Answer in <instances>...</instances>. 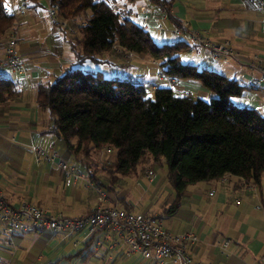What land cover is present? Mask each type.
<instances>
[{"label":"crops","instance_id":"obj_1","mask_svg":"<svg viewBox=\"0 0 264 264\" xmlns=\"http://www.w3.org/2000/svg\"><path fill=\"white\" fill-rule=\"evenodd\" d=\"M15 1L11 0L12 5H6L13 13ZM38 7L50 10V1L41 0ZM38 7H31L24 0V5L20 3L17 9L22 14L17 24L19 51L24 55L31 77L25 78L11 68L0 69V74L9 77L22 92L18 99L6 106L0 105V194L14 205L29 201L41 205L50 213L82 216L98 205V182L102 184L99 187H106V191H115V197L107 193V205L118 203L136 213L152 216L164 213V225L174 234L195 233L199 240L189 245V251L196 261L204 264H264V187L257 188L234 175L200 181L189 185L179 207L171 210L175 190L166 175L157 173L156 167H153L156 172L153 178L147 175L150 166L141 172L150 186L143 184L139 172L134 174V187L142 185L146 192L152 188L153 198L159 199L141 203L136 198V194L141 196V192H145L140 190L141 187L135 188L136 192L133 187L124 185L125 181H121L120 177L107 181L103 175L104 172L112 175L106 166L114 158L110 161L108 157L102 158L100 150L93 152L90 162L76 160L65 153L59 138L52 132L53 117L37 106L36 94L39 84L61 75L62 70L75 60L70 42L74 34L69 35L66 28L56 24L47 25L38 16ZM122 7L130 12L131 18L150 29L154 38L161 43L179 39L195 43L193 31L217 43L229 41L240 52V58L224 60V63L214 62L213 70L247 84L250 88L234 102L264 114V88L253 84L260 71L248 66V61L257 57L264 67L263 9H258L249 0H175L173 18H162L156 22L159 8L149 0H135L132 5ZM144 7L147 11L143 10ZM182 24H186L188 29L176 37L174 31ZM24 25L26 27L23 28ZM159 25L164 29L160 30ZM4 48L3 38L0 41V57L4 54ZM198 48L199 53H195L194 49L189 55L192 56L190 62L207 66L205 58L209 57L205 50ZM115 55L125 58L118 52ZM135 57L143 61L148 59L157 65L150 58ZM99 63L94 68L100 69ZM116 65L120 66L115 67L121 71L127 69L122 60ZM141 66L137 64V69ZM126 74L142 77L139 73ZM158 79L163 82L168 79L161 69ZM175 84L180 94H206L201 84L194 80H180ZM152 85L161 86L158 81ZM34 145L47 151H57L69 166L87 175L92 172L96 179L88 175L89 180L77 179L67 185L66 175L57 164H36L31 148ZM100 163L102 168L99 167ZM101 236V232L90 238H86L85 233L65 236L49 231L31 232L15 236L11 245H5L15 246L18 250L23 248L26 253L23 262L27 264L152 263L139 253L123 256L124 247L98 246L96 241ZM1 238L0 231V244ZM26 239L29 241L25 243ZM226 240L230 241L229 244L222 247ZM160 263L173 264L170 261Z\"/></svg>","mask_w":264,"mask_h":264},{"label":"trees","instance_id":"obj_2","mask_svg":"<svg viewBox=\"0 0 264 264\" xmlns=\"http://www.w3.org/2000/svg\"><path fill=\"white\" fill-rule=\"evenodd\" d=\"M25 1L36 8L41 0ZM49 1L51 6H59L61 20L91 12L77 27L80 38L70 40L75 60L54 81L37 88V106L53 117L52 132L65 153L83 161L92 158L94 151L111 148L115 157L106 169L112 181L137 173L142 164L156 167L165 159L166 177L175 190L171 210L179 207L188 186L200 181L234 175L257 188L264 187V114L234 102L250 88L247 84L196 63H184L181 55L199 47L196 42L179 39L161 43L115 3ZM125 1L130 4L135 0ZM149 1L161 13L175 0ZM6 10L0 0V41L17 27L15 14ZM118 50L152 59L171 83L199 82L213 94L212 99L176 93L168 85H152L151 94L138 76L108 78L94 68L100 54ZM21 93L9 77L0 74V105L6 106ZM88 175L96 179L92 172ZM100 185L97 182V187Z\"/></svg>","mask_w":264,"mask_h":264},{"label":"built area","instance_id":"obj_3","mask_svg":"<svg viewBox=\"0 0 264 264\" xmlns=\"http://www.w3.org/2000/svg\"><path fill=\"white\" fill-rule=\"evenodd\" d=\"M249 1L258 9L264 10V0ZM58 10L59 6L54 5L50 7L49 12L54 24L62 26L58 18ZM171 10L172 8L169 6L162 8L161 13L155 17L156 22L162 18H168ZM6 11L11 13L8 9ZM158 28L164 29L162 25H159ZM186 29H188L187 25L182 24L180 28L174 31V35L178 37ZM193 38L199 47L206 51L210 59L231 60L240 58V52L229 41L217 43L197 31L193 33ZM4 42L5 48L3 56L0 57V69L11 68L23 74L25 78H30L31 72L25 65L24 55L19 51L18 29L13 28L8 31L5 34ZM248 66L260 71V76L253 84L264 88L262 60L257 57L254 60L250 59ZM183 94L189 95L188 93ZM31 148L35 154L36 164L38 166H42L44 163L57 164L66 175L67 185H71L77 179L89 180L86 173L69 166L57 151H47L35 145ZM107 152H112L111 148H107ZM147 175L153 178L156 176V172L147 170ZM96 191L98 205L82 216L53 214L47 212L40 205L28 201L14 205L0 194L1 243L11 245L15 236L31 232L49 231L54 235L63 234L65 236L85 233L86 238L101 232L102 236L97 239V245H108L111 248L124 247L122 255L125 257L139 253L152 263L170 261L173 264H204L194 260L189 251V245L196 244L199 240L195 233L174 234L164 225V213L159 216H152L136 213L118 203L107 205V191L102 187H97ZM229 242L226 240L222 247H226Z\"/></svg>","mask_w":264,"mask_h":264},{"label":"rangeland","instance_id":"obj_4","mask_svg":"<svg viewBox=\"0 0 264 264\" xmlns=\"http://www.w3.org/2000/svg\"><path fill=\"white\" fill-rule=\"evenodd\" d=\"M105 1H107L109 3H113V4L115 3L116 7H120V8H123L122 5H127V6L132 5V3L131 4L126 3L125 0H117L116 2H114V0H105ZM4 2H5L6 5H9V4L12 3L11 0H4ZM20 3L22 5H24V0H16L15 1V5H14L15 8L13 9L14 14L16 16V22H17V24L19 22V19L22 18V16H21L22 14L20 15L21 12H19L17 10L18 7H19V5H20ZM27 3H29V2L27 1ZM146 9L147 8H145V7L143 8L144 11ZM36 11L38 13V16L41 17V19H43V21L47 25L48 24L50 26L54 25V21H53V19L50 16V12H49L50 10H49V8L46 9L44 7H41V8L38 7ZM90 13H91L90 10H87L86 12H83L78 17H76V19L70 20V21L59 19L60 22H61L62 27L67 29L68 34L69 35L70 34H74L73 37H72V39L74 41L78 40L77 38H80V33H79V30H78L77 27H79L80 24L84 23V21L88 18V16L90 15ZM172 14H173V12L171 10V14L170 15H172ZM24 27H26V26L24 25L23 28ZM22 31H23V29H22ZM194 32L195 31H193L192 33H194ZM4 38H5V35H4ZM197 50L199 51V48L198 47L195 49L194 52L197 53L198 52ZM116 52H118L119 54H122L120 52V50H118ZM190 54H191V52L184 53V54L181 55L182 61L184 63H190V61L192 60V56H189ZM123 55L125 56V58L123 57V59L121 57L115 55V53H113V52H104V53H102V54L99 55V58L102 60V62L99 63V68L101 69V71H102V73H103V75L105 77H108V78H115V77L126 78V77L129 76L126 73H130V75L131 74L132 75H136V73H139L142 76V77L139 78L140 81L143 82V83H145V84H148L149 89L152 90L150 92L151 94H153V89H152L151 85L153 83H155L156 81H158V83L161 86H167L168 85V86H171L174 90L177 89L176 84L171 83L169 79H167V81H164V82L161 81L160 79H158L160 77V66L158 64L157 65L156 64L154 65L153 62L152 61H148V59H146L145 61L140 60L138 57H135L137 54H134V53H125ZM120 60L123 61L124 67L127 68L124 71L123 70L121 71V70H119V68H116V67H120V66H117L116 65V62L117 63H120ZM205 61H206L205 63L207 64V66H202L201 65L200 66L201 68L202 67H205V68L213 69L214 62L224 63V60L223 59H221V60H215V59L205 58ZM210 61H212V62H210ZM137 64H142V66H141L140 69H137ZM64 72H65V69L62 70V73H64ZM54 79L55 78H52L51 81H54ZM203 90L206 92L205 95H203L201 92H199V93H193L192 96L195 99L201 98V99H204L206 101H210L212 99V97H213V94L208 89H206L204 87H203ZM176 93H178L177 90H176ZM101 151H102V153H101L100 156H102V158L108 157L109 158V161H110L112 158L115 157V152L114 151L113 152H110V153H107V148H106V150L104 149V150H101ZM91 157H93V155ZM89 160L91 161L92 158H87L86 161H89ZM149 165H150L149 162L140 165L139 171H138L139 172V176H140L143 184L146 185V186L149 185L148 179H147V177L145 175H142L141 172L143 170L142 168H146ZM99 167L102 168V163H100V166ZM149 168H150L149 170H153L155 172V170H154L153 167H149ZM156 171L160 175H164V176L166 175V173H167V165L165 163V159L162 160V164L161 165H157L156 166ZM100 172L103 173L102 172V169L100 170ZM103 175L105 176V178L107 179V181H110L112 175H109L108 172H104ZM117 175L119 176V174H117ZM135 176L136 175H134V174L120 175V178L122 179L121 181H125L124 182V185H127V186L129 185L130 187H133L136 192H138V191L135 188H139V187L142 188V189L139 188L141 191H145V189L142 187V185H139V187L138 186L137 187H134L133 182H136V177ZM104 189H106L105 186H104ZM107 193H109V195L112 196V197H115V195H116L115 194V191L113 189H109L107 191ZM141 193L143 194L141 196H139L138 194H136V198L139 199V202H141V203H147V202H149V200H151V201L154 200L155 202L156 201H159L158 198H153V196H152V194H153L152 188L149 191H147V192L145 191V192H141ZM27 238H29V236H27ZM28 241H29V239H26L25 243L28 242ZM26 252H27V250H26ZM25 254L26 253H24L23 248H21V249L19 248V250H18L15 246H11L10 247V246H6L4 243H1L0 244V264H11V263L12 264H27V263L23 262V259H24ZM93 263L94 262H91V264H93ZM117 264H120V263H117ZM156 264H161V263L160 262H157Z\"/></svg>","mask_w":264,"mask_h":264}]
</instances>
